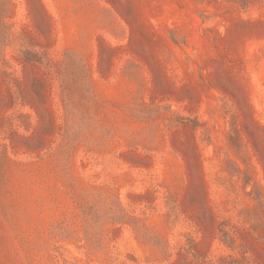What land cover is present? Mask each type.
I'll use <instances>...</instances> for the list:
<instances>
[{
	"label": "rangeland",
	"instance_id": "obj_1",
	"mask_svg": "<svg viewBox=\"0 0 264 264\" xmlns=\"http://www.w3.org/2000/svg\"><path fill=\"white\" fill-rule=\"evenodd\" d=\"M0 264H264V0H0Z\"/></svg>",
	"mask_w": 264,
	"mask_h": 264
}]
</instances>
